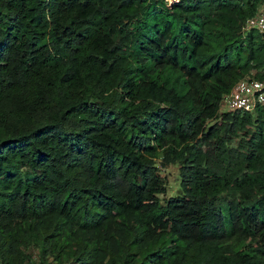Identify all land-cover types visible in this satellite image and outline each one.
<instances>
[{
	"label": "trees",
	"instance_id": "obj_1",
	"mask_svg": "<svg viewBox=\"0 0 264 264\" xmlns=\"http://www.w3.org/2000/svg\"><path fill=\"white\" fill-rule=\"evenodd\" d=\"M257 3L0 0L2 264H264Z\"/></svg>",
	"mask_w": 264,
	"mask_h": 264
},
{
	"label": "built area",
	"instance_id": "obj_2",
	"mask_svg": "<svg viewBox=\"0 0 264 264\" xmlns=\"http://www.w3.org/2000/svg\"><path fill=\"white\" fill-rule=\"evenodd\" d=\"M249 28H255L264 34V0H258L255 13L244 21L241 31L244 32ZM219 104L227 106L228 110L251 112L257 106L264 109V64L259 72L252 69L239 77L229 90L222 94ZM0 264L2 263L0 262ZM41 264L59 263L46 262ZM61 264L70 263L63 262Z\"/></svg>",
	"mask_w": 264,
	"mask_h": 264
},
{
	"label": "rangeland",
	"instance_id": "obj_3",
	"mask_svg": "<svg viewBox=\"0 0 264 264\" xmlns=\"http://www.w3.org/2000/svg\"><path fill=\"white\" fill-rule=\"evenodd\" d=\"M171 1V0H169ZM228 108L225 105H219V111H227ZM160 172L165 177L166 190L163 194H159V201L162 203L168 196L176 194L179 192L178 188V163H172L166 167L160 168ZM227 224V221H226Z\"/></svg>",
	"mask_w": 264,
	"mask_h": 264
}]
</instances>
